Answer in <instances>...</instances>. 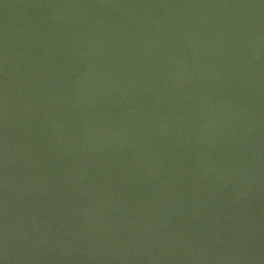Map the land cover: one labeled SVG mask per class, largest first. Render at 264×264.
<instances>
[{
	"label": "water",
	"instance_id": "water-1",
	"mask_svg": "<svg viewBox=\"0 0 264 264\" xmlns=\"http://www.w3.org/2000/svg\"><path fill=\"white\" fill-rule=\"evenodd\" d=\"M0 264H264V0H0Z\"/></svg>",
	"mask_w": 264,
	"mask_h": 264
}]
</instances>
